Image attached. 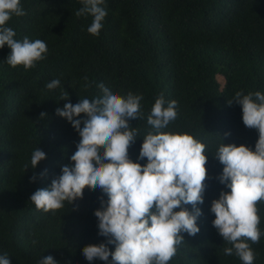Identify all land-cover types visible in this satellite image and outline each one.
Wrapping results in <instances>:
<instances>
[{
  "label": "trees",
  "instance_id": "obj_1",
  "mask_svg": "<svg viewBox=\"0 0 264 264\" xmlns=\"http://www.w3.org/2000/svg\"><path fill=\"white\" fill-rule=\"evenodd\" d=\"M21 3L27 14L13 17L8 26L18 40L45 41L48 54L25 71L6 63L7 45L0 49V255L7 254L11 264H39L47 256L57 264H111V257L89 262L83 255L85 246L107 240L98 234L94 215L101 207L99 198L108 199L99 188H85L83 199L65 202L55 213L37 210L30 201L62 174V165L73 163L80 141L56 109L101 97L98 85L103 83L121 96H143V119L130 120L140 130L129 149L134 162L147 163L138 157L143 137L153 131L147 117L161 94L165 106L178 102V118L161 131L187 132L207 145L209 178L205 202L199 205L200 232L183 234L185 242L169 264H243L235 254L224 255L231 245L212 223V201L222 190L230 191L217 179L224 165L213 154L222 143L255 150L259 138L257 130L244 125L241 105L230 106L228 100L241 90L264 93V0H105L108 15L98 37L87 32L93 17L75 14L83 6L80 0ZM53 79L60 86L49 90L46 84ZM65 92L68 101L61 100ZM41 113L47 116L41 119ZM37 148L46 159L32 169ZM186 207L192 210V205ZM257 207L264 232V202ZM108 247L115 251V245ZM251 247L254 264H264V235Z\"/></svg>",
  "mask_w": 264,
  "mask_h": 264
},
{
  "label": "clouds",
  "instance_id": "obj_2",
  "mask_svg": "<svg viewBox=\"0 0 264 264\" xmlns=\"http://www.w3.org/2000/svg\"><path fill=\"white\" fill-rule=\"evenodd\" d=\"M80 2L83 6L76 16L91 15L87 32L98 37L108 15L105 0ZM26 14L21 0H0V49L5 45L10 48L8 65L23 66L28 71L47 58L48 46L41 39H16L17 33L8 23ZM59 86V79L46 84L49 90ZM98 87L101 97L81 98L79 103L67 102L56 109V114L79 133L80 141L71 156L73 163L62 165V174L51 181L50 187L35 191L30 201L37 210L55 213L65 202L73 205L83 199L85 188H99L108 199L99 198L101 207L94 215L98 218V234L107 240L85 246L84 257L89 262H108L111 257V264H169L185 242L183 234L195 236L200 232L197 221L203 212L199 205L205 202L209 178L207 145L187 132L161 131L178 118V102L172 100L165 106L161 94L147 117L153 131L143 137L138 157L140 161L147 158V163L134 162L129 149L140 130L133 128L130 120L143 119V96L131 92L121 96L103 83ZM61 100H69L68 92L62 94ZM233 102L241 105L244 125L257 130L259 138L255 150L235 143L218 146L213 155L224 167L217 179L230 191L222 190L219 198L212 201L210 211L215 215L213 226L231 245L223 249L224 255L235 254L243 264H254L256 253L251 244L259 243L264 235L257 207L264 202V93L237 91L228 104ZM45 116L47 113H41V119ZM44 159L46 153L35 149L31 168L36 169ZM24 168L27 170L29 165ZM31 180L35 182L36 176ZM189 204L191 211L186 207ZM108 245H115V251ZM0 264H11L7 254L0 255ZM39 264L57 261L47 256Z\"/></svg>",
  "mask_w": 264,
  "mask_h": 264
},
{
  "label": "rangeland",
  "instance_id": "obj_3",
  "mask_svg": "<svg viewBox=\"0 0 264 264\" xmlns=\"http://www.w3.org/2000/svg\"><path fill=\"white\" fill-rule=\"evenodd\" d=\"M218 79L222 84H224V78L222 76H219Z\"/></svg>",
  "mask_w": 264,
  "mask_h": 264
}]
</instances>
